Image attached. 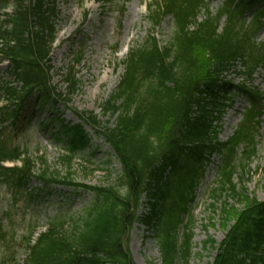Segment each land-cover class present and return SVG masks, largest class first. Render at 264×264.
Here are the masks:
<instances>
[{
	"label": "trees",
	"instance_id": "16d2710c",
	"mask_svg": "<svg viewBox=\"0 0 264 264\" xmlns=\"http://www.w3.org/2000/svg\"><path fill=\"white\" fill-rule=\"evenodd\" d=\"M86 1L92 0L77 3L82 7ZM55 4L56 0H0V60L8 63L7 74L15 83L1 85L6 103L0 107V183H11L19 192L34 179L44 189L62 187L91 193L93 199L70 228L58 216L33 242L31 231L22 235L19 248L29 252L23 264H133L123 238L135 223L155 242L160 264H189L190 210L214 156L219 157V181L213 198L225 196L239 208L223 202V240L217 249L210 238L202 243L204 250L216 251L208 264H264V201L250 198L233 183L236 173L242 183L255 156L264 116V90L253 85L255 73L264 69V39L255 41L264 28V0H223L215 13L208 10L207 0L148 4L145 21L155 29L169 18L171 33L164 44L150 37L128 50L115 90L100 105L107 120L85 112L74 113L80 121L75 125L63 124L59 117L49 119L50 124L59 123L53 135L63 144L58 164L65 173L51 170L44 156L31 158L25 147L5 136L8 127L24 122L29 104L54 109L60 99L69 104L78 91L74 68L81 53L62 75L64 91L52 85ZM230 76L239 82L233 84ZM237 97L246 106L236 129L221 142L219 124ZM85 125L112 150L120 166L116 181L124 194L114 187L75 184L73 160L91 148ZM4 216L10 222L8 211ZM7 221L0 218V264H18L16 231Z\"/></svg>",
	"mask_w": 264,
	"mask_h": 264
},
{
	"label": "rangeland",
	"instance_id": "374dc122",
	"mask_svg": "<svg viewBox=\"0 0 264 264\" xmlns=\"http://www.w3.org/2000/svg\"><path fill=\"white\" fill-rule=\"evenodd\" d=\"M153 1L128 0L123 3L110 0V3L105 4L88 1L80 7L77 0H56L58 15L51 53L52 85L58 92L64 91L62 75L72 65L73 59L81 53V61L74 68L79 82L78 91L71 97L69 104L60 99L54 109L40 110L29 104L24 112V122L19 121L15 127H8L5 136H11L14 144L25 147L31 158L44 156L51 170L65 173V169L58 164L63 144L55 142L53 135L60 130L59 123L50 124L48 120L53 118L55 121L59 117L63 124L75 125L79 120L74 113L82 112L91 114L101 122L107 120L101 113L100 105L115 90L122 73L120 62L125 59L128 50L144 45L150 37L164 44L171 33L172 23L169 18L155 29L145 21L146 4ZM207 2L208 10L215 13L223 0ZM263 39L264 28L260 30L255 41ZM7 70L8 63L0 60V107L6 103L1 92L2 83L9 81L11 85H15ZM230 77L233 84L240 80L235 76ZM253 85L264 90V69L255 73ZM245 106L246 103L241 97L234 99L232 108L227 110L219 124V141L224 142L231 136ZM84 129L91 138V148L76 154L73 160L71 171L75 184L100 188L114 187L124 194L125 190L121 189L116 181L120 166L112 150L90 125H85ZM218 165L219 157L211 158L195 191L194 204L190 210L193 255L189 264H208L213 261L216 251L204 250L202 243L210 238L214 240L217 249L223 240L225 230L220 227L219 219L223 202L239 208L238 204L225 196L220 199L213 198L212 192L218 187L219 181ZM233 183L243 187L250 198L264 201V116L256 138L255 156L247 166L242 183L237 173L233 175ZM32 190L36 191L34 193H37V198L36 195L29 197L28 194ZM92 199L91 193H75L62 187L44 189L34 179L26 189L19 192L15 191L11 183H0V218L3 222L7 221L4 213L9 212L11 220L7 221V226L12 224L13 230L16 231V262L23 264L29 253L19 248L22 235L31 231L34 241L49 228L52 219L58 216L65 219V228H70L71 223L82 216L83 209L91 204ZM211 205L215 210L211 209ZM144 208L142 205L139 212L142 213ZM146 235L143 226L138 223L127 231L123 243L126 244L129 256L133 264H160L157 246L152 239L145 238Z\"/></svg>",
	"mask_w": 264,
	"mask_h": 264
}]
</instances>
